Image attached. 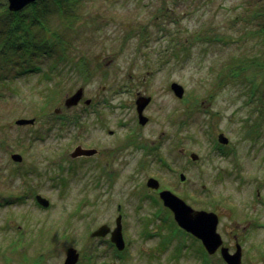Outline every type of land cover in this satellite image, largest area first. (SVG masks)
<instances>
[{"label": "rangeland", "instance_id": "1", "mask_svg": "<svg viewBox=\"0 0 264 264\" xmlns=\"http://www.w3.org/2000/svg\"><path fill=\"white\" fill-rule=\"evenodd\" d=\"M82 13L71 28L50 19L68 59L46 54L39 72L0 74V264H62L69 246L78 264H224L183 241L145 185L151 175L193 209H212L242 264H264V0H90ZM80 87L90 105L66 110ZM137 95L150 97L142 126ZM118 142L109 165L69 156ZM118 214L121 253L108 235L89 236Z\"/></svg>", "mask_w": 264, "mask_h": 264}, {"label": "trees", "instance_id": "2", "mask_svg": "<svg viewBox=\"0 0 264 264\" xmlns=\"http://www.w3.org/2000/svg\"><path fill=\"white\" fill-rule=\"evenodd\" d=\"M87 1L90 0H37L19 11L10 12L6 0H0V74L12 69H16L18 75L39 72L36 62L46 54L55 53L58 61L68 59L63 35L51 20L55 18L58 24L71 28L82 17ZM246 63L252 64L253 70L261 66V61L238 63L237 71H244L241 65ZM237 73L232 70L228 74L236 76ZM0 79L4 76L0 75ZM258 86H254V90Z\"/></svg>", "mask_w": 264, "mask_h": 264}, {"label": "water", "instance_id": "3", "mask_svg": "<svg viewBox=\"0 0 264 264\" xmlns=\"http://www.w3.org/2000/svg\"><path fill=\"white\" fill-rule=\"evenodd\" d=\"M34 1L36 0H6L7 8L10 12L19 11ZM170 89L177 98L182 97L183 88L178 83L172 82L170 84ZM82 96L83 89L80 87L76 89L71 95H68L64 98L63 106L65 108H70L77 105ZM149 101L150 97L143 95H138L135 99V110L137 113L138 123L140 125H144L147 121V118L143 115V109L146 107ZM89 102L90 99H86L84 101L85 104H88ZM33 123L34 119L32 118H21L15 121V124L19 126L31 125ZM217 141L221 144H227L228 142L227 138L223 134H218ZM96 152V149H86L82 148L81 146H77L70 153V157L75 158L79 156H90ZM189 157L193 161H196L198 158L195 153H190ZM10 158L14 162H20L22 159L21 155L18 153H12ZM179 180H185L183 173L179 174ZM146 186L156 189L158 187V182L153 178H149L146 181ZM159 197L163 204L172 210L177 225L197 237L209 254L214 253L219 248L220 255L226 264H241V251L238 244H236L235 251L233 253H229L228 249L222 246V239L216 232L218 219L215 213L193 210L181 198L177 197L169 190L160 191ZM35 200L42 207H48L49 205L48 200L39 194L35 196ZM108 233L110 242L118 251H121L124 248V240L121 234L119 216L116 217L115 227L112 230H110L107 225L103 224L92 231L90 233V237H103ZM78 257L79 253L77 250L74 247L69 246L65 250V257L62 264H76Z\"/></svg>", "mask_w": 264, "mask_h": 264}, {"label": "flooded vegetation", "instance_id": "4", "mask_svg": "<svg viewBox=\"0 0 264 264\" xmlns=\"http://www.w3.org/2000/svg\"><path fill=\"white\" fill-rule=\"evenodd\" d=\"M79 103L80 104H82L83 103V105H85V106H89L90 105V103H88V104H84V99L82 98L80 101H79ZM78 103V104H79ZM77 104V105H78ZM76 105V106H77ZM75 107V106H74ZM70 109V108H69ZM67 110V109H66ZM59 112V111H58ZM57 112V113H58ZM60 113V112H59ZM58 113V114H59ZM136 116H137V114H136ZM109 134H111V131H109ZM130 142V141H129ZM120 143L121 142H118V143H113V146L112 147H109L108 149H105L104 148V146L103 147H101L100 149H99V151L97 150V152H96V154H93L92 156H80V157H78V158H81V159H89V158H97L98 160H100L101 158H107L106 160H105V165H109L110 164V158H112V157H114V155L116 154V152L117 151H119L120 150ZM124 144H127V142H124ZM124 144H123V147H124ZM122 147V148H123ZM84 148H89V147H84ZM102 148H104V149H102ZM93 149H95V148H93ZM102 149V150H101ZM24 162V159H22L19 163L20 164H22ZM106 172H108V171H106ZM128 172H130V170L128 171ZM150 177H152V178H154L155 180H157V182H158V188L157 189H149L148 191L149 192H153V194H155L157 197H158V199H159V203H157L159 206H157V208H159L161 211H162V213L166 216V220H170L175 226H176V228H177V231H178V233H179V236L183 239V241L185 242L187 239H189V240H191L195 245H197V246H199V247H202L201 249L202 250H204V248H203V246L201 245V242L196 238V237H194L192 234H190L189 232H187L186 230H184L183 228H181V227H179L178 225H177V223H176V221H175V219H174V215H173V212H172V210L170 209V208H168L167 206H165L164 204H163V202H162V200L159 198V192L160 191H162V190H169V191H171L173 194H174V192L171 190V189H169V187L167 186V185H164L163 184V182L159 179V177H157V176H155V175H151V176H149L148 178H150ZM147 178V179H148ZM146 179V180H147ZM112 179L110 178V177H108V181L110 182ZM176 195V194H175ZM119 207V206H118ZM194 210H199V211H206V212H213L212 211V209H194ZM227 210V209H226ZM227 212H228V210H227ZM230 214V213H229ZM118 216L120 217V220L122 221L123 220V214H118ZM231 216V215H230ZM232 217V216H231ZM233 220H235V219H233ZM122 228H121V233H122V236H123V238H124V233H123V229H124V221L122 222ZM108 227H109V225H107ZM110 228V227H109ZM184 242L183 243H178L177 244V248L179 249L180 247H182V246H185V244H184ZM228 248V251L229 252H233L234 250H235V247H234V250L233 251H231L230 250V248L229 247H227ZM205 251V250H204ZM217 251H219V249L218 250H216V252ZM215 252V253H216ZM77 264H78V262H77Z\"/></svg>", "mask_w": 264, "mask_h": 264}]
</instances>
